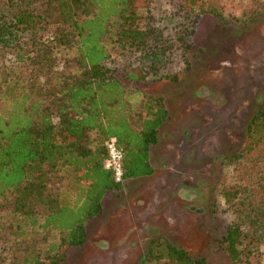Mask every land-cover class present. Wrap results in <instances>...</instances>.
Instances as JSON below:
<instances>
[{
  "label": "trees",
  "instance_id": "obj_1",
  "mask_svg": "<svg viewBox=\"0 0 264 264\" xmlns=\"http://www.w3.org/2000/svg\"><path fill=\"white\" fill-rule=\"evenodd\" d=\"M0 0V264H63L85 244L105 196L120 191L105 168L106 142L123 153V178L153 174L151 149L168 120L164 96L148 90L176 84L189 68L205 0ZM129 56L121 73L108 65ZM181 68L160 80L148 78ZM246 146L229 155L235 182L221 189L216 238L231 264H263L264 113L247 129ZM246 220L243 222L242 220ZM139 264H207L182 244L152 241Z\"/></svg>",
  "mask_w": 264,
  "mask_h": 264
},
{
  "label": "rangeland",
  "instance_id": "obj_2",
  "mask_svg": "<svg viewBox=\"0 0 264 264\" xmlns=\"http://www.w3.org/2000/svg\"><path fill=\"white\" fill-rule=\"evenodd\" d=\"M205 1L217 15L198 19L189 68L176 84L148 87L164 96L169 110L151 149L153 174L107 194L85 244L70 249L63 264H139L157 238L182 244L207 264H231L216 238L222 216L239 217L214 210L224 208L220 191L236 180L225 159L246 146L250 121L264 113V0ZM171 10L170 0H154L151 11L163 20ZM108 65L121 73L134 61L113 56ZM180 68L176 57L170 69L148 79ZM259 251L264 264V246Z\"/></svg>",
  "mask_w": 264,
  "mask_h": 264
},
{
  "label": "built area",
  "instance_id": "obj_3",
  "mask_svg": "<svg viewBox=\"0 0 264 264\" xmlns=\"http://www.w3.org/2000/svg\"><path fill=\"white\" fill-rule=\"evenodd\" d=\"M106 152L105 168L111 172L114 182L121 185L125 181L123 178V153L118 148L115 138H110L106 142Z\"/></svg>",
  "mask_w": 264,
  "mask_h": 264
}]
</instances>
